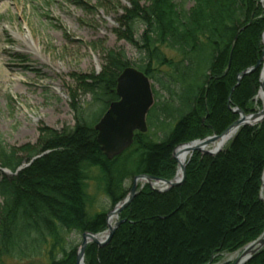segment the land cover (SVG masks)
Returning a JSON list of instances; mask_svg holds the SVG:
<instances>
[{
	"label": "trees",
	"instance_id": "16d2710c",
	"mask_svg": "<svg viewBox=\"0 0 264 264\" xmlns=\"http://www.w3.org/2000/svg\"><path fill=\"white\" fill-rule=\"evenodd\" d=\"M117 24L121 37L149 60L135 68L162 84L152 63L166 66L180 84L174 109L154 104L146 117L149 127L163 130V137L153 140L148 132L136 133L127 150L107 159L94 125L118 99L117 76L132 66L123 50L113 49L106 52L98 74L74 76L77 88L69 91L72 127L40 129L34 145L9 147L0 139V168L12 173L47 151L15 175L0 170V264L30 258L75 264L79 245L67 246L64 233L106 229L107 210L88 214L89 167L98 168L112 207L128 192L124 179L141 173L173 178L177 145L220 134L235 121L238 115L230 111L228 98L230 107L254 110L260 66L231 89L237 74L261 57L264 1L131 0ZM139 27L143 31L137 38ZM162 48L178 53L179 60L167 58ZM202 65L201 80L194 84ZM77 92L90 96L85 106ZM169 119L175 122L166 129ZM263 173L264 119L240 127L215 154L193 152L182 184L163 192L145 184L119 213L121 222L110 241L86 246L85 264H216L221 253L238 251L263 232ZM245 264H264V247Z\"/></svg>",
	"mask_w": 264,
	"mask_h": 264
},
{
	"label": "rangeland",
	"instance_id": "374dc122",
	"mask_svg": "<svg viewBox=\"0 0 264 264\" xmlns=\"http://www.w3.org/2000/svg\"><path fill=\"white\" fill-rule=\"evenodd\" d=\"M139 1L143 4L146 0ZM130 4L131 0H0V139L6 146L34 145L40 129L60 131L72 127L75 121L69 91L77 88L73 77L78 74H98L107 51L123 50L132 67L149 63L145 52L123 39L118 32L117 20ZM190 5L191 2H188L187 6ZM142 31L143 27L137 28V38ZM162 51L167 58L179 60V54L175 51L165 48ZM152 65L154 77L167 86L164 88L155 79H150L153 105L157 104L160 108L162 104L168 103L167 106L174 109L178 103L175 93L179 91L180 84L176 77L171 76L173 71L170 68ZM203 69V65L197 68L192 79L194 84H199ZM77 93V100L85 106L90 96ZM258 94L257 91L252 112L262 107L263 99ZM174 122L173 119L167 120L166 129L171 128ZM146 125L149 128L147 134L153 140L163 137L162 129L149 127L147 120ZM30 160L20 166L28 164ZM86 173L88 214L113 208L98 180V168L89 167ZM131 183V177L123 181L128 190ZM144 185L138 181L137 193ZM261 196H264V173ZM114 221L115 218L111 223ZM98 233L105 235L106 229ZM64 237L67 246L79 245L81 242V234L74 231L64 233ZM239 254V251L221 253L216 264H231ZM32 259L21 263L13 260L5 262L42 264L43 258Z\"/></svg>",
	"mask_w": 264,
	"mask_h": 264
},
{
	"label": "water",
	"instance_id": "95a60500",
	"mask_svg": "<svg viewBox=\"0 0 264 264\" xmlns=\"http://www.w3.org/2000/svg\"><path fill=\"white\" fill-rule=\"evenodd\" d=\"M262 46L260 59L255 65L237 74L236 82L231 89L232 92L242 77L251 74L262 64L259 76V93H261L263 99L262 107L255 112L245 114L237 107H230L228 98V107L231 112L238 115V118L220 134H212L201 139L179 144L175 147L172 156L177 162V173L172 179L157 178L143 173L135 175L132 178V183L126 196L118 201L106 214V234L102 235V233L91 232L81 234V242L76 252L75 264H84V254L87 244L94 243L98 246H103L110 241L115 229L121 222V220L117 219L119 213L137 194L138 181H142L143 184L147 183L150 187L161 192L171 187H176L184 182L186 159L193 152L199 151L203 154H215L241 126L254 125L264 119V33L262 34ZM115 92L118 99L109 104L107 110L94 125V129L97 131L96 141L107 159H113L128 149L132 145L136 133L146 132V116L154 102L151 80L143 72L134 67H126L119 73L116 79ZM214 142H217V144L213 148ZM42 155L44 153L32 157L28 164L18 167L14 174ZM180 158L183 160L181 161ZM0 170L7 175H12V172L8 169L0 168ZM158 185L161 189L157 188ZM114 218L113 224L110 223L111 219ZM263 247L264 230L254 241L243 247L241 253L232 264H245Z\"/></svg>",
	"mask_w": 264,
	"mask_h": 264
},
{
	"label": "bare ground",
	"instance_id": "6f19581e",
	"mask_svg": "<svg viewBox=\"0 0 264 264\" xmlns=\"http://www.w3.org/2000/svg\"><path fill=\"white\" fill-rule=\"evenodd\" d=\"M263 72H264V70H263ZM258 97H262L261 93L258 94ZM200 139H201V138H200ZM216 144H217V142H214L212 147H213V148L216 147ZM187 159H188V158H187ZM187 159H186V160H187ZM180 160L182 161L183 159L180 158ZM186 162H187V161H186ZM176 164H177V162H176ZM185 167H186V166H185ZM176 169H177V165H176ZM178 177H179V175H178ZM112 221H113V219H111L110 223H111ZM84 255H85V254H84Z\"/></svg>",
	"mask_w": 264,
	"mask_h": 264
}]
</instances>
